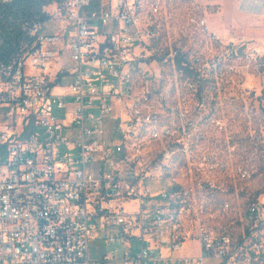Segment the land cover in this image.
<instances>
[{
  "label": "built area",
  "instance_id": "obj_1",
  "mask_svg": "<svg viewBox=\"0 0 264 264\" xmlns=\"http://www.w3.org/2000/svg\"><path fill=\"white\" fill-rule=\"evenodd\" d=\"M11 1L0 0V5ZM237 2L246 16L264 15V0ZM158 10L159 3L152 2L150 12ZM44 12L53 13L58 32L46 35L34 25L33 49L0 65V264H158L155 242L157 249H182V241L166 232L177 220L150 208L149 199H137L132 188L121 195L115 170L106 169V147L122 154L125 144L138 137L135 128L154 122L149 96L135 94L132 86L135 52L145 48L137 32L139 1L64 0ZM198 25L203 29L206 22ZM146 55L160 56L156 50ZM167 55L163 61L167 57L165 62L176 67L181 54ZM62 58L74 64L72 74L59 64ZM124 102H130V113L113 116L114 107L122 112ZM112 119L118 124L116 138L106 146V124ZM150 137L157 139V132ZM70 152H76L78 166L72 171L66 168ZM215 168L226 170L224 164ZM235 175L243 181L251 177L241 166ZM120 195L139 201L135 212L112 208ZM228 210L227 203L222 205L223 212ZM107 226L122 228L138 249L121 260L114 255L93 260L91 244ZM239 236L202 231L196 238L201 259L264 264V202L247 207Z\"/></svg>",
  "mask_w": 264,
  "mask_h": 264
},
{
  "label": "rangeland",
  "instance_id": "obj_2",
  "mask_svg": "<svg viewBox=\"0 0 264 264\" xmlns=\"http://www.w3.org/2000/svg\"><path fill=\"white\" fill-rule=\"evenodd\" d=\"M138 1L137 32L145 48L135 52L132 86L135 94L149 96L154 122L136 127L138 137L122 154L106 147V169L115 170L121 195L132 188L137 199H149L150 208L177 220L166 232L182 241V249H157L155 242L158 264H222L201 259L197 236L202 231L240 234L247 201L264 202V15L242 14L237 0ZM154 1L156 14L150 12ZM203 20L202 29L198 22ZM50 21L46 35L60 29L55 18ZM153 50L160 56L147 59ZM172 51L184 57L190 75L165 62L167 57L163 61ZM59 64L72 74L74 64L67 58ZM130 106L124 102L122 112L114 107L113 116L126 118ZM117 126L114 119L106 124V146L116 138ZM153 131L157 139H151ZM75 156L70 152L68 170L78 169ZM217 164L226 170L219 172ZM240 166L251 173L246 181L235 175ZM162 194L166 198L160 200ZM121 195L112 208L135 212L139 201ZM125 233L137 235L133 229ZM136 249L138 243L125 238L122 228L107 226L94 242L93 255L121 260Z\"/></svg>",
  "mask_w": 264,
  "mask_h": 264
},
{
  "label": "trees",
  "instance_id": "obj_3",
  "mask_svg": "<svg viewBox=\"0 0 264 264\" xmlns=\"http://www.w3.org/2000/svg\"><path fill=\"white\" fill-rule=\"evenodd\" d=\"M64 0H12L0 5V65H9L18 56L30 52L36 42L37 36L30 34L34 25L41 26L43 32L51 16L44 12L49 5H60ZM43 34H47V31ZM182 55L176 58L177 70L188 74V65ZM254 199L247 201L245 208L253 204ZM245 209V210H246ZM234 239H239V234L225 233Z\"/></svg>",
  "mask_w": 264,
  "mask_h": 264
},
{
  "label": "crops",
  "instance_id": "obj_4",
  "mask_svg": "<svg viewBox=\"0 0 264 264\" xmlns=\"http://www.w3.org/2000/svg\"><path fill=\"white\" fill-rule=\"evenodd\" d=\"M93 245L94 243L91 244V247H90V257L93 259V260H99L102 256L100 255H97L96 257L93 255Z\"/></svg>",
  "mask_w": 264,
  "mask_h": 264
}]
</instances>
